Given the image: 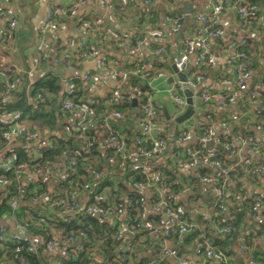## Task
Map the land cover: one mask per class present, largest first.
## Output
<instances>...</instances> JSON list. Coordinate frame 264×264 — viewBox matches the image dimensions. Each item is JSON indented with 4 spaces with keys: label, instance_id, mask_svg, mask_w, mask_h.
<instances>
[{
    "label": "crops",
    "instance_id": "crops-1",
    "mask_svg": "<svg viewBox=\"0 0 264 264\" xmlns=\"http://www.w3.org/2000/svg\"><path fill=\"white\" fill-rule=\"evenodd\" d=\"M223 1L228 4V7L221 14L220 26L226 31L227 39L235 43H240L243 39L248 40L250 66L254 72V76L249 80V91L254 90L261 96L264 91V0H257L259 16L255 23L246 29L241 28L240 18L231 8L234 0ZM73 2L74 0H11L9 4L17 15L18 24L11 39L6 43L0 42V72L11 70L14 74L19 75L20 81L11 101L17 99L25 82H28L29 88L30 83L35 80L54 75L61 79L62 84L59 99L45 106L47 114H51L54 107L56 110H61L56 113L55 130L42 127L30 115L22 121L24 127L39 130L41 135L39 143L45 145L51 142L53 135H73L79 132L83 115L80 111H67L63 105L61 106V97L65 93L74 91L79 100L86 103L94 102L92 104L95 105L102 101L104 107L100 113L94 112L93 126L88 131L90 134L88 145H94V150L90 153L91 157L87 158L86 174L82 178L86 180L89 177L91 180H96V174L99 171H103V176H106L109 168L114 166H119L117 172L121 175H124L126 171L147 174L151 178L147 183L152 182V184L145 187L143 191L135 183L127 181L123 183L129 192L141 191L149 199L143 211L148 218L150 215H154L151 210L153 183L157 181L158 176L162 175L163 179L166 177V172L174 171L176 183L182 188L178 194V200L186 207L187 217L193 228L201 233L206 232V235L209 232L213 238H222L223 234L220 233L218 224L215 222L218 212L212 205L216 199V192L212 184L206 183L200 178L201 175H218V168L203 160H200L194 167L184 168L178 165L177 158L184 157V149L188 144L196 145L195 147L202 148L206 152L212 150L204 144L198 135V131L202 127L206 130L212 126L217 136L213 150H218L221 159L232 168V185H240V189H243L251 198H264V173L257 171L264 165V149L243 145L236 138L237 135L234 132L235 125L249 127L254 133L253 139L263 144L264 106L261 99L258 103L238 101L228 107L202 101L203 90L222 94L232 92V87L223 85L218 80L220 77H234L233 68L228 61L231 52L227 50L224 39L213 37L207 39L208 49L214 58L213 64L207 63L201 57L202 42L205 37L202 35L203 24L196 19L195 15L208 12L209 0H151L150 3L141 0L136 6L126 5L119 0L111 5H103L101 0H86V3L75 15L66 19L64 30L47 31L46 37L51 43L47 50V58L44 62L36 64L37 36L42 29L45 15L52 6L69 7ZM182 3L191 4L193 11L185 15L181 31L175 32L170 19L182 14ZM152 29H160L165 33L162 39L147 38L141 46L143 59H146L145 65L154 74L148 87L152 92L154 103L160 109L159 117L153 125L152 136L165 137L169 143L163 154L145 158L139 153L136 144V138L141 132L142 99L134 92L128 79L122 83L124 99L120 103L129 104L131 107L121 112L110 102V97L113 89L119 84L114 77V72L123 71L125 65L131 61L132 41L143 38ZM101 33L103 37L99 39ZM182 39H195L196 41V50L189 57L187 65L182 71L189 78L198 73H202L204 78L196 87H189L194 92V116L179 124L175 122V118L185 111L186 104L181 106L177 104L174 95H182L185 99L186 96L184 90L179 89L181 82L179 75L173 70V66L176 59L182 55ZM83 45L99 49L101 56L107 62L109 71L99 69L97 63L96 70L91 69L88 64L95 60L79 63L78 54ZM160 45H164L165 50L157 53L156 50ZM67 51L71 52L70 58H64V53ZM22 72L25 73V77L21 75ZM31 74L33 75L31 76ZM87 75L91 77L89 80L86 79ZM5 80L6 77L0 75V85H4ZM134 99L137 100V105L133 104ZM41 102L45 103L46 101ZM163 107L167 108L172 117L171 120H167L163 115ZM176 107L182 108V112L174 114ZM118 111L122 113V117H117ZM234 115L239 117L238 120H233ZM223 123H226V126H223ZM109 129L123 135L127 141L128 157L124 164L107 141ZM185 131L191 132L192 142L175 143V137ZM13 141L16 145L26 146L22 135H18ZM136 165L140 167L139 171L134 170ZM65 171L66 165L62 161L47 178H44L49 193L57 188ZM79 200L83 207L86 206L90 201L89 191H82ZM42 201H47V198H42L38 203L41 204ZM244 212L245 214L241 216L244 217L247 227H254L255 230L260 231L261 226L258 219L251 217L247 211ZM108 221L113 222L111 219ZM0 222L10 228L15 227V221L8 215L4 216ZM257 231L251 244L247 245V250L240 248L239 241L235 245L224 246L232 253L230 254L231 262L264 264L257 258L264 257V237L258 235ZM241 232V234H245L248 230ZM140 242L144 243L143 249H148L151 264H160V258L154 256V253L158 247L164 249L165 246L173 249L180 246L179 252H182L181 257H166V264H180L181 260L186 258L192 260L193 264H218L216 260H206L197 255L195 250L197 241L185 246L181 243L177 245L163 233H151L149 243H145L143 239ZM44 253L50 256L49 264H57L59 250L52 249ZM113 253L116 255V252Z\"/></svg>",
    "mask_w": 264,
    "mask_h": 264
},
{
    "label": "built area",
    "instance_id": "built-area-1",
    "mask_svg": "<svg viewBox=\"0 0 264 264\" xmlns=\"http://www.w3.org/2000/svg\"><path fill=\"white\" fill-rule=\"evenodd\" d=\"M116 0H101L103 5H111ZM126 5L136 6L141 0H119ZM146 3H150L151 0H145ZM11 0H0V42L6 43L11 39V35L18 24V18L15 11L9 6ZM86 3V0H74L72 5L69 7L61 6H52L48 13L45 15L42 29L40 30L37 36L36 42V56L35 63L40 64L44 62L47 58V50L50 48V41L46 37L48 30L62 31L66 28V19L75 15L77 11ZM209 10L207 13H197L195 15L196 19L200 20L203 24L202 35L205 39L202 42L203 50L201 52V57L204 61L209 64L214 63L213 55L208 49L207 39L208 38H222L226 41V48L231 52L229 57V64L233 68L234 77H220L219 82L223 85L230 86L233 88V91L228 94L215 93L208 90H203L201 93V99L205 103H214L221 107H228L229 105L236 103L238 101L244 102H253L258 103L260 95L254 90L249 91V80L254 76V72L250 66V56L249 52L246 50L248 45V40L243 39L240 43H235L226 38V31L220 26L221 14L227 9L228 4L223 0H209L208 2ZM231 8L238 14L241 21V28L246 29L248 26L255 23L256 19L259 16V5L254 3L252 0H234L231 4ZM185 15L181 14L177 17L171 18V24L175 32H180L183 26V21ZM165 33L160 29L149 30L143 38L138 39L135 45L132 47L130 56L132 60L140 61L143 58L142 44L143 42L151 37L162 39L164 38ZM181 44L183 47L182 55L176 59L175 65L179 70H183L189 57L196 50V41L195 39H182ZM165 50L164 45H160L156 52L160 53ZM71 52L67 51L64 53V58H70ZM78 62L85 63L87 61L95 60L97 62V67L103 71H109L107 67L106 60L101 56L100 50L96 47H88L83 45V48L78 54ZM146 65L137 67L135 70L129 71H115L114 77L119 83L112 91L110 102L114 105L120 103L123 99L122 93V83L129 79L131 74L140 75L143 73ZM1 76H5L6 80L3 85V90L1 91L0 100L2 103H8L13 93L20 81L18 76L9 70L0 72ZM33 74H31L32 76ZM11 76L14 78L12 79ZM91 77L86 76V79L89 80ZM204 76L202 73H198L188 79V87H196L202 80ZM30 88V85H29ZM179 89L182 90V85L180 84ZM134 92L142 99L141 109H142V118L140 121L141 132L136 138V144L138 146V151L145 158L154 157L157 155L163 154L168 147V140L165 137H153V125L156 119L159 117L160 109L158 105L154 103L152 98V92L147 89L143 90L140 85L133 86ZM68 95L74 94V91L67 92ZM175 101L177 104L185 105L186 99L179 94L174 95ZM40 101H45V98L41 95L38 96ZM31 101H35L32 98ZM94 103V102H92ZM91 103V104H92ZM63 108L67 111H80L83 115V119L79 126V132H81L86 140H88L87 132L93 126V117L94 111L90 105L86 102L84 103H75L69 97L64 99ZM117 117H122L121 112L116 113ZM26 116L23 115L21 111H14L10 114H0V123L9 124L10 129L3 133V137L9 141V144L15 137L22 135L26 144V150L30 154H39L40 148L44 144L39 143L40 132L39 130H31L25 128L23 125V120ZM233 120H238V116L234 115ZM223 126H226V123H223ZM215 129L211 126L201 134L200 138L207 144L209 141L216 138ZM238 140L243 145H251L256 148L264 149V143H258L256 139H245L239 135L236 136ZM191 132H183L175 137L174 142L177 144L191 143L192 142ZM107 141L112 145L115 152L119 156V159L122 160L124 164L125 159L128 157L127 153V141L125 137L113 129L108 130ZM46 145V144H45ZM64 157L68 158L69 153H64ZM184 157L177 158L178 165L184 168L194 167L200 160H203L207 163H211L216 166L219 170L218 175H201L200 178L206 183L213 185L214 191L216 192V199L214 201V208L217 210L218 215H221L219 220L220 224H223L219 228L220 233L229 234L233 237L235 232L230 220H232L231 211L229 210L227 201H235L238 205L244 204L247 199H252L255 201L252 209L255 212L254 217L258 219L260 226L264 225V198L255 197L251 198L243 189L235 190L232 186V168L228 166L223 159L219 157V154L216 150H210L209 152L204 151L202 148H197L193 145L188 144L186 149H184ZM76 163L75 159H69L66 161V171L62 174L61 179H68L70 177V169L74 167ZM0 165H9V163L2 161L0 158ZM58 165L57 162L46 161L44 164H22L15 166L16 181L17 183L28 184L36 183L41 179L47 178L53 170ZM135 171H139L140 167L136 165L134 167ZM257 171L264 173V165L257 169ZM104 172L99 171L96 174L97 179L103 177ZM60 179V180H61ZM162 180V175L158 176L157 181ZM152 183H143L135 185L143 191L147 186H150ZM9 185L8 180L3 179L0 182V191L5 190ZM154 185V184H153ZM91 184L86 182L79 187L74 188L71 191H67L65 195H61L55 198H51L50 208L58 210L63 216L76 215L82 210L95 215L97 217H103L111 220H122L126 215V209H124L122 204H119L115 207H106L103 202L106 201L104 195L99 194L94 198V202L88 203L86 206H82L79 200V196L82 191H89L91 189ZM153 187V186H152ZM22 190L21 186H18ZM151 188V187H150ZM159 197L152 202L151 210L157 216L155 221L147 219L144 212L142 213L143 225L151 233H163L168 239L174 235L178 234L184 236L188 234L193 225L187 217L186 207L179 203L178 195H169V189L166 186L158 189ZM34 202H39V197H33ZM149 199L144 197L141 199L143 204H146ZM21 198L19 195H13L9 203V213L8 216L15 221V227L10 228L6 224L0 222V241H18L24 240L29 243L28 251L33 254H39L47 250H59L61 256H68V247L70 246L80 247L81 242L76 240L73 237H70L68 240H62L56 235L53 238L44 240L31 238L28 234L27 224L17 220L16 213L20 206ZM173 201L175 203H173ZM137 233L135 227H129L125 223L120 224V232L117 235V240L124 239L125 236L134 235ZM260 235L264 237V230L260 232ZM81 236L85 237V233ZM171 239V238H170ZM240 248L247 250L248 246L246 244H241ZM196 253L199 256L204 257L206 260H216L218 264H231L232 257L222 250H219L215 245L214 241L207 237L205 233H202L197 241ZM178 251L172 247L165 246L163 250V257H175L178 256ZM22 261H25L22 257ZM57 264H61L57 262ZM180 264H193L192 260L189 258L181 260Z\"/></svg>",
    "mask_w": 264,
    "mask_h": 264
},
{
    "label": "trees",
    "instance_id": "trees-1",
    "mask_svg": "<svg viewBox=\"0 0 264 264\" xmlns=\"http://www.w3.org/2000/svg\"><path fill=\"white\" fill-rule=\"evenodd\" d=\"M252 1L257 3V0ZM102 35L103 34L101 33L99 39L103 37ZM135 43L136 40H133L132 47ZM246 50L248 51L247 47ZM145 62L146 59L144 60L143 58H141L140 61L131 59V61L125 65L123 71L131 72L137 67L145 65ZM153 75V71L148 70L145 66L141 76L131 74L128 80L131 86L138 84L145 91L149 89L148 83ZM15 76L19 77L18 74H15ZM11 78L13 79L14 76H11ZM27 85L28 82H25L23 90L15 101L10 100L8 103H2L0 100V114H10L19 110L24 116L30 115L31 118L33 117L35 122L42 127L48 128L49 130H55L57 123L56 113L61 112V110H56L54 107L53 112L47 114L45 113V106L50 102L59 99L62 92L61 79L54 75H48L30 83V88H28ZM39 95L45 98V103L39 101ZM67 97L77 104L84 103L79 100L76 93L72 95L65 93L61 97V106L63 105L64 99ZM31 98L35 101H31ZM259 99H261L264 106V91L261 93ZM88 104L95 113H100L104 107L102 101L98 105L91 103ZM114 105L115 108L121 112L131 107L126 103H117ZM9 129V124L0 123V158L3 163H9V165H0V182L3 179L8 180L9 182L8 187L5 190L0 191V220L9 213L11 197L13 195H19L21 201L16 213L17 220L27 224L28 234L31 238L47 240L56 235L63 238L62 240H68L70 237H73L81 242L80 247L70 246L69 244L66 245L69 246L68 256L59 255L57 257V261L61 264H151V256L148 255V249H143L142 245L144 243L140 242V240L143 239L145 243H149L151 235V232L143 225V220L145 218L142 213L146 204H143L141 199L145 197L144 193L141 191L129 192L123 183L124 181L138 184L147 183L151 179L147 174L126 171L124 175H121L117 172L119 166H114L111 167V169L109 168V175L107 174L96 180H91L89 177L84 180L82 176L86 174L85 165L88 163L87 158H90L92 155L90 153L94 150V145H88L89 140H86L81 132H77L73 135H53L51 137V142L42 146L40 148V153L36 156L30 154L26 150V147L21 144L16 145L14 144V141H11L9 144V141L3 137V133ZM204 131L205 129L202 127L198 131V135L201 136ZM234 132L236 135L245 139H251L254 135L249 127H243L239 124L235 125ZM89 135L90 134L87 132L86 136L88 138ZM65 152L70 154L68 155V158L64 157ZM217 152L221 158L220 152L218 150ZM72 158L76 160V163L69 171L71 174L70 177L68 179L59 180L57 188L52 193L47 191V185L45 184L44 179H41L36 183L28 184L17 183L16 181L15 166L17 165L26 163L30 165L44 164L46 161L57 163L64 161L66 165V161ZM165 176L166 177H163L161 181L153 183L151 203L159 197L158 189L163 186H166L169 189V195L171 196L178 195L181 192V186L176 183L175 172H166ZM85 181L89 182L92 186L89 190V203L94 202L96 195L102 194L106 198V201L103 202L106 207L112 208L122 204L124 209H126V215L122 220L115 219L113 222H110L106 218L97 217L84 210L76 215L63 216L58 213V210L50 208L51 198L65 195L67 191L79 187L84 184ZM18 186H21L22 190H20ZM232 186L235 190L240 189V185ZM33 197H39L40 201L42 198L46 197L47 201H42V203L39 204L32 200ZM126 198L129 200L126 201ZM173 203L175 202L173 201ZM254 203L255 201L252 199H247L242 205H238L235 201L226 202L231 211L232 220H230V222L235 230L233 237L229 234H223L222 238H213V236H210L207 231V237L214 241L219 250L230 255L232 254L231 251L226 250L224 246L235 245L238 241L240 245L242 243L246 245L251 244L257 230H255L254 227H247L244 222V217L239 214V211L243 209L244 211H247L251 217H254L256 212L252 209ZM212 205L214 206V202ZM262 213L264 215V211ZM220 218L221 215H218L215 218L218 228L223 226V224L219 223ZM147 219L155 221L157 216L155 214L150 215ZM121 223H125L129 227H135L137 233L134 235H128V237L126 236L124 239L117 240ZM246 229L248 232L241 234V231H245ZM263 230L264 225L261 226L260 232ZM83 233H85V237L81 236ZM202 233L196 228H193L191 232L184 236L174 234L170 238L175 241L177 245L181 243L185 246L198 241ZM28 245L29 243L24 240L0 241V264H49L48 259L50 256L46 255L44 253L45 251L39 254L30 253L28 251ZM156 250L154 256L160 258V264H166V259L162 257L164 249L158 247ZM176 250L179 252L180 246H177ZM110 252H116V255L112 257ZM22 257H24L25 261H22ZM176 257L177 256H175V258ZM257 258L264 262V257L260 256ZM231 264H236V262L233 261Z\"/></svg>",
    "mask_w": 264,
    "mask_h": 264
},
{
    "label": "water",
    "instance_id": "water-1",
    "mask_svg": "<svg viewBox=\"0 0 264 264\" xmlns=\"http://www.w3.org/2000/svg\"><path fill=\"white\" fill-rule=\"evenodd\" d=\"M193 11V6L189 3H182V8H181V13L184 15H188ZM96 61H93L92 63L88 64L91 69L96 70ZM173 70L175 71L176 74L179 75V81L181 82L182 89L184 90V94L186 96V109L185 111L179 115L178 117L175 118V122L181 124L183 122H186L187 120L191 119L194 114H195V105H194V92L189 89L188 87V79L189 76L185 74L182 70H179V68L176 67V65L173 66ZM21 75L25 77V73L22 72ZM3 90V85H0V97H1V91ZM133 104L137 105V100H133ZM163 115L166 117L167 120H171V115L167 111L166 107H163ZM244 120V119H243ZM60 125V124H59ZM58 125V127H59ZM207 147L210 149L215 148V141L211 140L207 144ZM240 215H244V211H239ZM108 220V219H107ZM258 235H260V231H258ZM181 253L179 252L178 257H181ZM110 255L113 257L115 253L110 252Z\"/></svg>",
    "mask_w": 264,
    "mask_h": 264
},
{
    "label": "rangeland",
    "instance_id": "rangeland-1",
    "mask_svg": "<svg viewBox=\"0 0 264 264\" xmlns=\"http://www.w3.org/2000/svg\"><path fill=\"white\" fill-rule=\"evenodd\" d=\"M182 110H183L182 108L176 107L174 114L180 113V112H182Z\"/></svg>",
    "mask_w": 264,
    "mask_h": 264
}]
</instances>
